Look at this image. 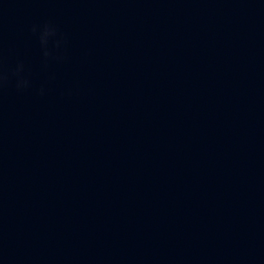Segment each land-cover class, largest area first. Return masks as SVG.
Masks as SVG:
<instances>
[{
	"label": "water",
	"instance_id": "water-1",
	"mask_svg": "<svg viewBox=\"0 0 264 264\" xmlns=\"http://www.w3.org/2000/svg\"><path fill=\"white\" fill-rule=\"evenodd\" d=\"M0 264H264V0H0Z\"/></svg>",
	"mask_w": 264,
	"mask_h": 264
}]
</instances>
